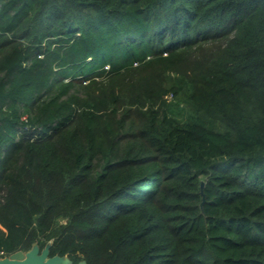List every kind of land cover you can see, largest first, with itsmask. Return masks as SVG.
<instances>
[{"label": "trees", "instance_id": "1", "mask_svg": "<svg viewBox=\"0 0 264 264\" xmlns=\"http://www.w3.org/2000/svg\"><path fill=\"white\" fill-rule=\"evenodd\" d=\"M48 243L264 264V0H0V258Z\"/></svg>", "mask_w": 264, "mask_h": 264}, {"label": "water", "instance_id": "2", "mask_svg": "<svg viewBox=\"0 0 264 264\" xmlns=\"http://www.w3.org/2000/svg\"><path fill=\"white\" fill-rule=\"evenodd\" d=\"M203 190L204 182L200 184V193L203 197L201 206L205 202ZM50 246L51 244L48 243L41 251L39 246L36 244L26 253L23 251H17L7 257L1 258L0 264H72L68 257H60L58 255L51 257ZM77 264H87V262L85 260H81Z\"/></svg>", "mask_w": 264, "mask_h": 264}, {"label": "rangeland", "instance_id": "3", "mask_svg": "<svg viewBox=\"0 0 264 264\" xmlns=\"http://www.w3.org/2000/svg\"><path fill=\"white\" fill-rule=\"evenodd\" d=\"M99 87H100V88H104V87H102V86H99ZM93 90L96 91L95 88H94ZM87 91H88V92H89V91H90V92H93V91L90 90V88H89ZM170 98H172V97H170ZM41 251H42V250H41ZM41 251H40V253H41ZM23 252H24V251H23ZM26 252H28V251H26ZM26 252H25V253H26Z\"/></svg>", "mask_w": 264, "mask_h": 264}, {"label": "built area", "instance_id": "4", "mask_svg": "<svg viewBox=\"0 0 264 264\" xmlns=\"http://www.w3.org/2000/svg\"><path fill=\"white\" fill-rule=\"evenodd\" d=\"M1 259V258H0Z\"/></svg>", "mask_w": 264, "mask_h": 264}]
</instances>
